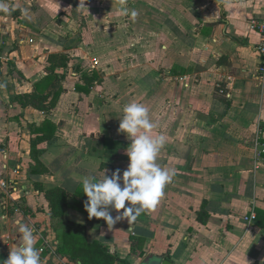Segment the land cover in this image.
I'll list each match as a JSON object with an SVG mask.
<instances>
[{
    "label": "crops",
    "instance_id": "1",
    "mask_svg": "<svg viewBox=\"0 0 264 264\" xmlns=\"http://www.w3.org/2000/svg\"><path fill=\"white\" fill-rule=\"evenodd\" d=\"M5 2L12 7L0 13V178L14 192L10 200L0 189V261L17 243L19 222L34 229L42 264H81L57 253L49 204L34 184L61 187L70 205L84 204L81 177L122 175L131 142L118 132L119 119L137 101L166 136L157 163L175 170L171 183L134 222L107 225L69 208L68 225L131 264L150 257L264 264V229L257 218L244 220L264 211V74L261 38L250 29L264 16V0ZM55 54L69 64L47 86ZM59 91L50 114L14 100L44 93L51 101ZM47 119L57 126L39 145L48 173L34 175L30 126Z\"/></svg>",
    "mask_w": 264,
    "mask_h": 264
},
{
    "label": "clouds",
    "instance_id": "2",
    "mask_svg": "<svg viewBox=\"0 0 264 264\" xmlns=\"http://www.w3.org/2000/svg\"><path fill=\"white\" fill-rule=\"evenodd\" d=\"M11 7L5 0H0V13H8ZM16 7L28 16V9ZM121 11L123 15L129 14L127 10ZM131 15L136 16L137 12L133 10ZM119 120L118 132L125 134L131 142L125 149L128 167L122 175L121 170L116 169L111 176L104 170L99 179L91 175L80 178L82 193L87 197L84 210L89 219H102L107 225L123 219L134 222L142 213L153 209L175 175L174 169L157 163L166 136L154 132L157 125L150 118L148 107L137 101L129 102L124 105ZM110 209L119 214L113 216ZM17 228V243L0 264H42L34 229L19 222Z\"/></svg>",
    "mask_w": 264,
    "mask_h": 264
},
{
    "label": "trees",
    "instance_id": "3",
    "mask_svg": "<svg viewBox=\"0 0 264 264\" xmlns=\"http://www.w3.org/2000/svg\"><path fill=\"white\" fill-rule=\"evenodd\" d=\"M48 62L50 63L49 76L46 78V84L49 86L53 81L54 72L56 68H65L69 64V59L61 55H49ZM1 76V72H0ZM85 82L91 83L93 79L84 78ZM89 88V87H88ZM61 95V91L57 92L51 101L49 95L44 93L24 95L14 98L20 104L25 106H32L34 109L50 114L54 110L56 103ZM31 132L34 138L31 141L30 155L34 165L31 168V174L45 175L48 169L40 160L41 150L39 145L51 140L56 133L57 126L50 120H45L40 125H31ZM36 191L44 193L49 204V209L52 218V227L58 233V240L60 247L58 254L61 257L68 258L71 262L80 261L81 264H131L126 259H120L112 255L109 250L98 242L88 244L86 241V233L83 229L68 225L66 222V213L69 208L78 210L84 213L88 220L94 221L96 218L89 219L88 213L84 210V204L76 201L70 205L68 201L67 192L61 187L53 188L44 191L43 186L35 183ZM79 194V192H78ZM257 222L259 226L264 229V211L257 210ZM136 241H132V251L135 252Z\"/></svg>",
    "mask_w": 264,
    "mask_h": 264
},
{
    "label": "built area",
    "instance_id": "4",
    "mask_svg": "<svg viewBox=\"0 0 264 264\" xmlns=\"http://www.w3.org/2000/svg\"><path fill=\"white\" fill-rule=\"evenodd\" d=\"M250 29L254 32H257L260 35V43L257 46V53L262 61V64L259 68V72L264 74V16L260 19L252 20L250 23ZM13 186L12 183H9L6 179L0 178V189L3 194H5L11 200L13 197ZM13 211L16 215L21 214V209L18 205L13 206ZM247 223H253L256 221V214L252 210L249 215L244 219Z\"/></svg>",
    "mask_w": 264,
    "mask_h": 264
},
{
    "label": "water",
    "instance_id": "5",
    "mask_svg": "<svg viewBox=\"0 0 264 264\" xmlns=\"http://www.w3.org/2000/svg\"><path fill=\"white\" fill-rule=\"evenodd\" d=\"M149 262V264H174L168 260H163L162 258L159 257H150L146 263ZM145 263V264H146Z\"/></svg>",
    "mask_w": 264,
    "mask_h": 264
}]
</instances>
